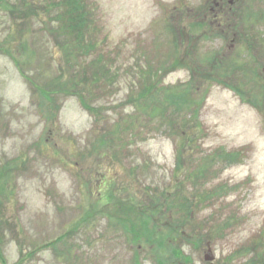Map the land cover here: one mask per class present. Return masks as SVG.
I'll return each mask as SVG.
<instances>
[{
	"label": "rangeland",
	"instance_id": "1",
	"mask_svg": "<svg viewBox=\"0 0 264 264\" xmlns=\"http://www.w3.org/2000/svg\"><path fill=\"white\" fill-rule=\"evenodd\" d=\"M74 1L0 0V264H264V0Z\"/></svg>",
	"mask_w": 264,
	"mask_h": 264
},
{
	"label": "trees",
	"instance_id": "2",
	"mask_svg": "<svg viewBox=\"0 0 264 264\" xmlns=\"http://www.w3.org/2000/svg\"><path fill=\"white\" fill-rule=\"evenodd\" d=\"M74 2H75L74 0H71V3H74ZM20 5L21 6H25V4H24V2H22V0L21 1L19 0V21L21 19L29 18L25 13L21 12ZM28 5H29V3H28ZM74 8H75L74 10H77V6H75ZM73 14H74V16L75 15H80V17L78 16L79 18L77 20L76 19L73 20L74 21L73 25H77L78 24L77 28H78V30H80V25H83L82 22H83V15L84 14L81 15V13H76V12L73 13ZM15 15H17V14H15ZM70 26L72 27L71 30L73 32L76 31L73 28L72 24H70ZM142 231H143V229H142ZM149 237H150V235H149ZM65 238H66L65 236H60L58 239L53 240V241H48L44 245L32 244L31 245L32 249L30 247L29 248H25L24 246L21 245V248L19 249L20 250L19 264H33V263L38 262L37 258L39 256V254L42 253V251L46 252L48 250V248L49 249L53 248V249L57 250V247L59 246L60 243H62V244L65 243ZM64 254H65V252L62 250L61 253L57 255L56 259L60 263L66 264L67 263L66 260L68 259V257L65 256ZM174 255L178 256L179 255V250H174Z\"/></svg>",
	"mask_w": 264,
	"mask_h": 264
},
{
	"label": "flooded vegetation",
	"instance_id": "3",
	"mask_svg": "<svg viewBox=\"0 0 264 264\" xmlns=\"http://www.w3.org/2000/svg\"><path fill=\"white\" fill-rule=\"evenodd\" d=\"M216 1V6H218L219 8L223 5V3L225 2V0H215ZM214 9V8H213ZM216 9V7H215ZM213 16L215 17V19H217V14H213ZM222 17V16H221ZM220 26V24H218Z\"/></svg>",
	"mask_w": 264,
	"mask_h": 264
},
{
	"label": "water",
	"instance_id": "4",
	"mask_svg": "<svg viewBox=\"0 0 264 264\" xmlns=\"http://www.w3.org/2000/svg\"><path fill=\"white\" fill-rule=\"evenodd\" d=\"M211 249H209L208 253L205 255V260L212 262L214 260V256L211 254Z\"/></svg>",
	"mask_w": 264,
	"mask_h": 264
}]
</instances>
